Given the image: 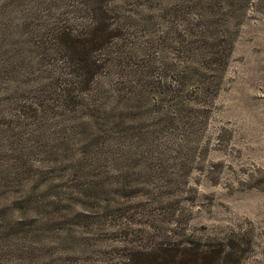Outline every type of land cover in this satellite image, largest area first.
<instances>
[{
    "label": "rangeland",
    "instance_id": "rangeland-1",
    "mask_svg": "<svg viewBox=\"0 0 264 264\" xmlns=\"http://www.w3.org/2000/svg\"><path fill=\"white\" fill-rule=\"evenodd\" d=\"M91 5L0 0V264H264V0H109L131 43L57 106Z\"/></svg>",
    "mask_w": 264,
    "mask_h": 264
},
{
    "label": "trees",
    "instance_id": "trees-1",
    "mask_svg": "<svg viewBox=\"0 0 264 264\" xmlns=\"http://www.w3.org/2000/svg\"><path fill=\"white\" fill-rule=\"evenodd\" d=\"M108 3L109 0H92L90 18L92 24L87 25L88 31L80 33V36L73 34L71 29L64 30L60 27L52 29V38L64 42L63 45L70 53L73 66L77 68V71L70 73L71 77L65 76L64 83L68 87L67 90H62V93L57 92L60 93L57 106L65 102L69 104L77 98L92 99L97 76L117 64L115 61L119 52L114 50V45L128 46L127 36L130 33L129 30L127 31L128 26L124 22H118L111 15L113 13ZM130 35L132 36L133 33L131 32ZM114 41H127V43H114ZM213 61L218 65L225 59L221 55L211 62ZM75 89L81 92L79 96H76ZM174 245L164 244L154 249L132 250L125 256V261L119 264H219L224 255L223 248L217 250L214 246L202 250L194 245L182 248L178 244Z\"/></svg>",
    "mask_w": 264,
    "mask_h": 264
}]
</instances>
